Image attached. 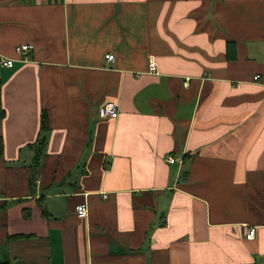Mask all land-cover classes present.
Listing matches in <instances>:
<instances>
[{"label": "crops", "instance_id": "obj_1", "mask_svg": "<svg viewBox=\"0 0 264 264\" xmlns=\"http://www.w3.org/2000/svg\"><path fill=\"white\" fill-rule=\"evenodd\" d=\"M1 58L0 264H264V0H0Z\"/></svg>", "mask_w": 264, "mask_h": 264}, {"label": "built area", "instance_id": "obj_2", "mask_svg": "<svg viewBox=\"0 0 264 264\" xmlns=\"http://www.w3.org/2000/svg\"><path fill=\"white\" fill-rule=\"evenodd\" d=\"M33 45H31L30 43L26 44V45H20L15 47L16 48V52L19 55H24V56H28L31 54V52L33 51ZM113 55L108 54L105 56L104 59H106V61H113ZM14 61L9 60V59H5V58H1L0 59V63L1 65L7 67V68H13L14 67ZM156 62L155 59L153 57H150L148 59V68H149V72L150 73H155L156 72ZM259 78L258 75L255 76L254 80H257ZM119 114V109L117 106V103H107V104H103L101 105V107L98 109V117L101 118H105V119H115ZM166 163H168L169 165H173L174 163L177 162L176 158L172 155H167V157L165 158ZM76 213L77 215L81 216L82 218H85L87 216V209L85 206L83 205H79L76 208ZM243 235L246 240L247 239H251L253 240L255 238L256 235V227H250L249 225H243Z\"/></svg>", "mask_w": 264, "mask_h": 264}, {"label": "trees", "instance_id": "obj_3", "mask_svg": "<svg viewBox=\"0 0 264 264\" xmlns=\"http://www.w3.org/2000/svg\"><path fill=\"white\" fill-rule=\"evenodd\" d=\"M45 111L41 115V121H40V133L38 135V141L34 143L31 147L34 148L35 155L34 159L32 160L31 165V177H30V184L31 187L35 185V182L37 180L38 174H39V168H40V160L44 155V151L46 148V140H47V134H48V120L46 118ZM4 142L2 137L0 136V156L3 155V148ZM163 224V223H162ZM21 237H24L23 235L15 237L16 239H20Z\"/></svg>", "mask_w": 264, "mask_h": 264}]
</instances>
